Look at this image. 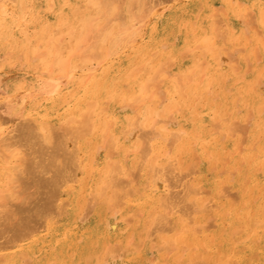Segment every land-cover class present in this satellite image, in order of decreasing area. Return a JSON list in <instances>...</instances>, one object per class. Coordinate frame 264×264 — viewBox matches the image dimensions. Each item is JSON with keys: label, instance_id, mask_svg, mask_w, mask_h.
Instances as JSON below:
<instances>
[{"label": "bare ground", "instance_id": "bare-ground-1", "mask_svg": "<svg viewBox=\"0 0 264 264\" xmlns=\"http://www.w3.org/2000/svg\"><path fill=\"white\" fill-rule=\"evenodd\" d=\"M79 1L0 0V51L4 52V57L14 53V48L21 43L24 45L27 42L23 41V35H28L25 33L28 25L25 14L29 2L38 8V12L52 13L56 18L54 23L62 25L65 23L63 21L70 20L69 24L73 23L77 27L85 25V30L80 29V33L84 34L81 35L82 38L80 36L81 40L78 38L77 41L76 38L74 41L80 49L76 44L73 49L79 51L81 57L79 54L78 56L82 59L77 57L79 63L69 66L67 58L70 56H64L68 64H58V70L61 71L59 73L57 70L59 74H54L56 78H43V82L38 84L37 81L14 77L8 71H0V264H111L110 261L116 264H145L147 259L152 263V258H149L151 255L147 257V254L135 253L144 246V238L141 241L138 238V233H142L143 229H146L144 237L152 240L149 245L152 246L153 241L154 245L158 244V247L155 245L158 253L166 248L164 254L167 255L168 247L171 251H179L180 248L182 251L184 248L185 252L193 249V252L187 251L186 255L181 253L182 257L179 255L177 258L180 262H185V256L189 255V258L194 259L189 261L191 264H264V141L257 137L258 140H254L255 136L252 139V132H248L250 126L245 125L244 121L243 127L242 122L239 124L237 119L235 130L241 132L242 127H246L245 132L241 133L242 144L239 142L241 155L238 158L234 152H229L227 157L224 156L229 146L224 138L227 136H220L219 139L210 136L214 129L217 133V127L222 129L221 125L216 121L217 124L214 121V125L209 124L208 113L200 114L199 107L197 110L191 105L192 101L183 100L186 93L189 97L197 93L196 86H191L197 81H194L197 67L193 62L195 70L191 67L188 69L194 72H183L176 57L181 45L176 47L174 40L169 43L166 32L171 18L181 20L180 11H186L184 1L187 0H82L80 4ZM237 3L238 1L235 2L237 7L243 6L242 2ZM258 3L257 0L254 1V4ZM211 5L214 10H220L219 13L212 11V21L218 26L213 25L212 36L207 34L210 30L202 28L201 22L205 17L202 13L203 6H200L194 21L190 20L187 25L189 28L192 25L194 31L199 32V42L193 41L191 48L182 52L184 59L189 55L195 56L197 53H191L196 49H205L204 44L214 43V39L209 40L210 37H221V42L225 39L228 43L232 41L230 44L233 39L237 41L240 37L238 32L235 33L238 37L234 35L236 39L228 32L233 20L223 17L226 7ZM248 7L247 13L242 10L243 15L238 9V19L242 18L241 24H246L245 34L243 33L245 38L249 28H256L257 33L253 31L255 35L264 36V12H253L252 15L253 7L250 10ZM225 12L227 15V11ZM210 13L207 15L212 16ZM220 13L222 16L219 17L228 21H220L217 16ZM218 21L222 27L225 26L223 31ZM111 22L114 23L109 27ZM45 28L39 30L47 33ZM71 28H66L68 32L60 29L65 31L59 32L63 34H58L59 39L55 36L56 40L49 35L50 40H44L45 36L40 34L46 49L42 50V44L40 49L43 52L36 47L34 48L39 53L30 48V51L37 53L34 52L35 57L31 55L29 60L36 59L38 54L37 59L42 58L41 55L45 59L49 41H56V45L51 41L52 48L56 49L55 46L61 42L64 34H73ZM192 28L190 31H193ZM226 34L228 38L225 37ZM84 36L93 37V40L97 37L96 41L101 38V44L105 42L106 45H100L95 53V46L90 48V41ZM30 38L32 36L29 40ZM82 40L85 42H81ZM223 42L225 43L224 40ZM84 43L85 47L82 46ZM61 44L56 50L52 49L53 53L58 52ZM71 44V51L68 53L74 54ZM26 47L29 51V45ZM217 47L214 48L218 50V56L224 57L226 54L227 60L223 64L232 63L233 54L230 55L227 49L226 53L221 49L224 52L222 56ZM245 47L243 46L244 49ZM243 48L240 45L239 51ZM207 49L203 50L204 53L208 52ZM212 51L209 53L217 55L216 51ZM204 53L199 55L204 56ZM98 54L100 57L96 61L92 56L97 57ZM29 55L27 53V59ZM59 56L57 55L58 58ZM218 56L213 59L216 58L219 63L225 61L222 58L220 62ZM259 56L261 58L258 55V59ZM51 58L48 59L49 62L54 63V58L50 61ZM92 59L96 61L95 65L91 63L94 61ZM180 59L181 62L184 60ZM204 59L198 60V64L202 63L198 69L203 64L204 68H208L205 65L210 63ZM50 64L43 66L47 68L46 71L43 68L44 71H39L51 74L54 64ZM249 65L245 66L246 71L249 70ZM35 68L33 67L34 70ZM147 68L152 71L151 74ZM204 68L201 70L203 74H200L202 77ZM208 73L212 77L217 74V70H209ZM259 75L256 74V81L252 78L254 83H260L262 77ZM171 77L176 81L178 78L182 79L180 83L185 87H181L187 88L184 92L180 87L184 94H180L181 90L178 94L184 96L175 98L174 90L165 85V80ZM212 82L215 83V79ZM180 83L177 81L178 85ZM253 87L251 86L252 89ZM177 90L179 86L176 93ZM231 95L235 100L238 94ZM246 122L249 123L250 120ZM230 125L228 124L229 127ZM222 134L224 135V129ZM200 161L202 166L199 165ZM182 163L185 165V173L184 169L183 173L180 172ZM180 185L183 188L177 191L176 188H180ZM164 189L169 192L160 196L159 191ZM260 190L262 195L260 192L258 202L253 203L258 198L255 193ZM249 199H252L251 202ZM104 209L105 212L114 211V218L115 214H119L117 222L109 223L111 212H107V217ZM129 229L138 241L134 243L131 235L132 244L128 247V243L120 240L119 235L125 234ZM150 248L147 250L152 251ZM152 257L162 258L160 254ZM186 261L188 262V258ZM155 262L159 263L158 260ZM169 262L173 264L170 259ZM187 262L184 264H188ZM179 263L177 261L176 264Z\"/></svg>", "mask_w": 264, "mask_h": 264}, {"label": "rangeland", "instance_id": "rangeland-1", "mask_svg": "<svg viewBox=\"0 0 264 264\" xmlns=\"http://www.w3.org/2000/svg\"><path fill=\"white\" fill-rule=\"evenodd\" d=\"M84 1V0H83ZM82 0H80L79 1V4L81 3V2H83ZM152 1V0H151ZM153 1H155V0H153ZM202 1V2H201ZM224 1H225V3H224ZM230 0H228L227 2H229ZM233 3H232V2ZM230 2H231V4H233L232 6H231V4H230V2L227 4V2H226V0H187V1H184V4H186V11H180V14H182V18H181V20H179V19H176V17H173V18H171L170 19V21L168 22V28H167V32H166V35H167V38H168V40L167 41H169V43H172V42H174L175 43V45H176V47H178L179 46V44L181 45V46H179L180 48H178V50H179V52H177L179 55H177L176 57H177V59L180 61L179 63H180V66L181 67H183L182 68V70L184 69V71L183 72H185L186 70H189L188 69V67L190 68H194L195 66L197 67V70H195V68L193 69V70H195V74H197V76H193L194 77V81L195 80H197V81H195V82H193L192 84H191V86L192 85H195L196 86V92L197 93H195V95L197 96H195V95H192V96H188L187 95V93H186V95H185V97H182V96H184V95H180V94H182L183 93V91L181 90V88L183 87V85L180 83V79L178 80L177 79V81H178V83H180V85H178L177 84V81H176V79H172V77L169 79H166L165 81H167V82H165V85L166 86H168V87H170L172 90H174V96H175V98L176 97H182L183 98V100L185 101V102H188V101H192V103L193 104H191V105H193L192 107L193 108H195V109H197L198 110V107H199V111H200V114H203V113H208V118H209V124H211L213 121L215 122H217V123H219V126L221 125V127H222V129H224V135L222 134V129L221 128H219V127H217V128H219V129H217L216 128V131H217V133H215V127L213 128L214 130L211 132V138L212 137H214L213 139H215V137H216V139H219V137L220 138H222V137H224V136H227V138L226 137H224L225 139H226V141H228V144H229V146L227 147V149H226V153L224 154V156H226L227 157V153H229V152H234V154L239 158V156L241 155V147H240V145L242 144L240 141H241V139H242V137H241V133L243 132H245V129H246V127L243 129V127H244V124H243V122L245 123V125H249L250 126V128L252 129H250L248 132H252L251 133V137H252V139H253V137H254V140H256L257 138H259V140L260 141H264V107H262V106H264V104H262V103H264V83H262V82H264V68H262V67H264V41H261V40H264V36H262L261 37V35L259 36V34H256L255 35V33L253 32V31H255L256 32V28L255 29H248L247 31L250 33H246V34H248L249 35V37H248V35H247V38H245V27H244V24H241L242 22H240V20L242 19H238L239 17V13L240 12H238V9H239V11H241L242 12V10L244 9V12H246V10H247V7H248V9L250 10V7H253L252 9H251V11H252V15H254V13L253 12H255V14H257L258 12H261V10H262V12H264V0H257L259 3H258V5L257 4H254V1L255 0H244V2H243V0H236V1H233V0H231ZM238 1V3L239 2H242L243 4H241V5H243V6H241L240 8L239 7H237V5L235 4V2H237ZM199 2H201V3H199ZM237 3V4H238ZM245 3V4H244ZM248 3V5H246ZM250 3V4H249ZM200 4V5H199ZM202 4V5H201ZM206 4V5H205ZM211 4H213V5H217V6H219V5H223L222 6V8H224V6L226 7L225 9V11H227V15H226V12L224 11L223 13H222V15H223V17L225 18V19H229V21L230 20H233V24H231V22H230V24H231V26L230 27H228L229 29H228V32H230V33H232V35L234 36V35H236L235 33H239L238 34V36H240V37H238L237 35V37H238V39H237V41L235 40L234 41V39L233 38H235V36L232 38L233 39V43L232 44H234V46L232 45V44H230L232 41H230V43H228L229 41L228 40H225V39H223L224 41H225V43L223 42V40H222V42H221V37H210V39L209 40H213L214 41V43L212 42V43H209V44H204V48L206 49V48H208L207 50H208V52H206L205 51V53H204V51L203 50H205V49H199L200 51H198V49H196V50H194L191 54H193V53H197L195 56H192V55H189V57L187 56V58L186 59H184L185 57L183 56V51L184 50H186V49H188L189 50V48H191V45H192V43H193V41H197V42H199V37H197V36H199L198 35V33L199 32H197V31H194V28H192L191 26H190V28H192L193 29V31L191 30L190 31V28H189V26H187V25H189L188 23H189V21L191 20V21H194V19H195V16H196V14H198L197 13V11H199L198 10V8L200 9L202 6V13L204 14V19H203V21L201 22V25H202V28L204 29V30H208V28H209V30H210V32H208L207 34H209L210 36H212L213 35V32H212V27H213V25H215L216 23H214L212 20L214 19V15H213V13L214 12H212L215 8L211 5ZM227 4V5H226ZM31 7H30V6ZM253 5V6H252ZM33 6H35L34 4H32V3H27V8H26V14L25 15H27V17H26V23L28 24L27 26H26V28H25V33L26 34H28V35H26V37H25V35H23L22 37H23V41H26L27 40V42H25L24 43V45L21 43L20 45H18L17 47H15L14 48V50H13V52L14 53H12V54H5L6 56L4 57V56H2V55H4V52H2V51H0V64H2V65H0L1 67V69H0V71H8L9 73H11L14 77H18L19 79H21V80H25V79H27V80H29V81H37L38 82V84L41 82H43V80H45L46 78H50V77H53V78H56L57 76H54V74L57 72V70H58V66L59 65H63V63L64 64H68L69 63V66L72 64V63H79V61L82 59V58H80L81 56H80V54L77 52V51H75V50H73L74 48H75V44L77 45V43H75L74 41H76L75 39L77 38V41H79V40H81V38H82V36L81 35H84V34H81L82 32H81V30H82V28L85 30V25H80L79 27H77V25H74L73 23L72 24H69L70 23V20L69 21H63V22H65L64 24H62L61 25V23L60 24H58V22H55V23H57V24H55L54 23V21H56V18H54V15L52 14V13H47V12H44V11H39L38 12V8L35 6V8L33 7ZM201 6V7H200ZM217 6H215V7H217ZM239 6H240V4H239ZM259 6H261L262 7V9L259 7ZM30 7V8H29ZM212 7H213V9H212ZM211 8V9H210ZM220 8H221V6H220ZM235 8H237V10L235 9ZM36 9V10H35ZM30 10V12H28ZM210 10H211V13H210ZM232 10V11H231ZM235 10V11H234ZM260 10V11H259ZM214 11H218V13L220 12V10H219V8H218V10H214ZM234 11V12H233ZM250 11V12H251ZM258 11V12H257ZM36 12V13H35ZM210 13V15H212V16H208L207 15V13ZM237 12V14H235ZM217 13V12H216ZM247 13V12H246ZM245 13V14H246ZM33 14V15H32ZM37 16H39V17H36V15ZM233 14H235V15H233ZM242 15H243V12L241 13ZM244 14V15H245ZM31 15V16H30ZM35 15V16H34ZM216 15V14H215ZM221 15V13H220V15H218L217 14V16L219 17V16H222ZM242 15H240L241 17H243L244 18V16H242ZM47 16V17H46ZM217 16H215V19L216 20H218L217 19ZM181 17V16H180ZM234 17V18H233ZM220 18V17H219ZM224 18H220L221 20L220 21H222L223 20V22L225 23V21H228V20H225ZM46 19V20H45ZM55 19V20H54ZM101 19H102V17H101ZM52 20H53V22H52ZM169 20V19H168ZM43 21V22H42ZM220 21H218L217 23H219L220 24V26H221V23H220ZM179 22V23H178ZM187 22V23H186ZM213 22V23H212ZM30 23V24H29ZM37 25H36V24ZM113 23L114 22H111V25H109V27L110 26H112L113 25ZM177 23L179 24V26L177 25ZM182 23H183V25H182ZM223 23V24H224ZM32 24H34V25H32ZM89 25H91V23H88ZM193 24H194V22H193ZM210 24H211V26H210ZM222 24V25H223ZM61 25V26H60ZM70 25H71V27L73 28V34L72 35H63L62 37H63V39H61V37H60V41L62 42V44H61V42H58V45L57 46H59V43L61 44L60 45V47H59V49H58V52L56 51V52H54L53 53V51H52V47H53V44H52V42L55 44V42L54 41H52V40H54L55 38L56 39H59V37H58V34L59 35H62V34H60L59 32H63V31H65V30H60V29H68L69 30V28H71L70 27ZM186 25V26H185ZM246 25V24H245ZM248 25V24H247ZM40 26H44V27H46L47 28V33L46 32H41L40 30H43L44 29V27H40ZM53 26V27H52ZM180 26H182V27H180ZM215 26H218V24L217 25H215ZM38 27V28H37ZM51 27V28H50ZM180 27V28H179ZM184 27H186V28H184ZM242 27V28H241ZM244 27V28H243ZM41 28V29H40ZM45 28V29H46ZM55 28V29H54ZM71 28V29H72ZM220 28H222V31L225 29V26L224 27H220ZM224 28V29H223ZM40 29V30H39ZM53 29V30H52ZM66 29V30H67ZM70 29V30H71ZM81 29V30H80ZM241 29V30H240ZM244 29V30H243ZM68 30L66 31V32H68ZM172 30V31H171ZM220 30V29H219ZM239 30V31H238ZM38 31V32H37ZM75 31V32H74ZM171 31V32H170ZM178 31V32H177ZM179 31H180V33H179ZM241 31V32H240ZM257 31H258V29H257ZM38 33V36H37V33ZM41 32V33H40ZM51 32V33H50ZM52 32H54V33H52ZM70 32V31H69ZM81 32V33H80ZM177 32V33H176ZM233 32H234V34H233ZM31 33V34H30ZM48 33H50V34H48ZM65 33V32H64ZM70 33H72V31L70 32ZM69 33V34H70ZM85 33V32H84ZM203 33V32H202ZM215 33V32H214ZM224 33H226V30L224 31ZM244 33V34H243ZM257 33V32H256ZM259 33H261L260 31H259ZM35 34H36V36H35ZM43 35V36H45L44 37V40H50V37L52 36L54 39H52L51 41H49V45L47 44V42H46V45H48L47 46V53L46 54H48L47 56H45V59H44V57H43V55H41L42 56V58L41 57H39V58H41V59H37V57L40 55V54H38V56L36 57V59L34 58L33 60L32 59H30L29 60V58H32V56H34L38 51H41V49H40V46H41V44H42V50H44V49H46V47H45V42H44V40H43V36H42V38H40L41 37V35ZM222 34V33H221ZM228 34V33H227ZM227 34H226V36L225 37H227L228 38V36H227ZM50 37H49V36ZM170 35H172V36H170ZM183 35V36H182ZM218 35V34H217ZM223 35V34H222ZM243 35V36H242ZM30 36H32V38H30V40H29V37ZM35 36V37H34ZM48 36V37H47ZM76 36H78V37H76ZM80 36H81V38H80ZM178 37V38H176V37ZM202 36V35H201ZM208 36V35H207ZM219 36H221V35H219ZM224 36H222V37H224ZM51 37V38H52ZM69 37V38H68ZM176 38V40L174 39V38ZM209 37V36H208ZM230 37H232L231 36V34H230ZM245 38V39H243V38ZM27 38V39H26ZM45 38H47V39H45ZM68 38V39H67ZM78 38H79V40H78ZM83 38H86L88 41H90V48H92L91 46L93 45V46H95V48H94V51H96L95 53H97L98 52V47L100 46V45H102L103 44V46H105L106 45V43L104 44L103 42H102V44H101V38L99 39V41L97 40L96 41V38L97 37H95V39L93 40V37H88V36H84ZM92 38V39H91ZM186 38V39H185ZM226 38V39H227ZM43 40V41H40V40ZM55 39V40H56ZM218 39H220V41L218 40ZM231 39V38H230ZM229 39V40H230ZM231 39V40H232ZM236 39V38H235ZM37 40H39L38 41V43L36 42ZM84 40V39H83ZM81 41V42H85V41ZM174 40V41H173ZM178 40V41H177ZM216 40V41H215ZM249 40V41H248ZM57 41H59V40H57ZM72 41V42H71ZM96 41V42H95ZM171 41V42H170ZM182 41V42H181ZM185 41V42H184ZM228 41V42H227ZM243 41H245V42H243ZM256 41V42H255ZM28 42H29V44H28ZM31 42H33V43H31ZM41 42V43H40ZM73 43V44H71V43ZM80 42V43H81ZM87 42V41H86ZM92 42V43H91ZM93 42L94 43H97L96 45H94L93 44ZM238 42V43H237ZM262 43V45H261V43ZM34 43H37L36 45L34 44ZM79 43V42H78ZM223 43V44H222ZM228 43V44H227ZM34 44V45H33ZM64 44H65V46H64ZM70 44L72 45V52H76L77 54H75V52H74V54L72 53V54H69L68 52H70L71 51V47L69 48V46H70ZM88 44V45H89ZM214 44V45H213ZM29 45V51H28V49H27V47L26 46H28ZM31 45V46H30ZM43 45H44V47H43ZM56 45V44H55ZM54 45V46H55ZM80 46H81V44H79ZM213 45V46H212ZM219 45V46H218ZM240 45L242 46V48H243V46H246L245 47V49L243 50L242 49V51L240 50L239 51V47H240ZM255 45H257V49H255ZM57 46H55V48L57 49L58 47ZM78 46V45H77ZM82 46H86L85 45V43H84V45H82ZM102 46V47H103ZM203 46V44H201V47ZM218 46V47H217ZM253 46H254V49H252L253 48ZM34 47H36V48H38V51L34 48ZM79 47V46H78ZM77 47V48H78ZM188 47V48H187ZM214 47H217L218 49H220V51H221V49H222V51H225V53H226V51L228 50V51H230V55H234V58H233V55L230 57V55H229V57L231 58V62L232 63H230V62H228V64L226 65H224L223 63H226V54L224 55V52H222V56L224 55V57H221V56H218V50H215L216 48H214ZM223 47V48H222ZM30 48H31V50L33 49V50H36V51H34L35 52V54L33 55V51H30ZM200 48V47H199ZM210 48V49H209ZM235 48V49H234ZM27 49V50H26ZM56 49H53V50H56ZM69 49V50H68ZM78 49H80V47L78 48ZM104 49V48H103ZM225 49V50H224ZM227 49V50H226ZM234 49V50H233ZM252 49V50H251ZM26 50V51H25ZM60 50V51H59ZM90 51H91V49H89ZM165 51H168L167 49H164ZM180 50H181V53H180ZM212 50H214V51H216L215 53L217 54V55H214V53L212 54V53H209L210 51H212ZM254 50V51H253ZM258 50V51H257ZM49 51V52H48ZM66 51H67V53H66ZM89 51V52H90ZM93 50L91 51V52H94ZM236 51V52H235ZM239 51V52H238ZM253 51V52H252ZM31 52H32V54H31ZM41 52H43V51H41ZM40 52V53H41ZM62 52V53H61ZM183 52V53H182ZM186 52H189V51H186ZM213 52V51H212ZM27 53H29L30 55L28 56V59H27ZM39 53V52H38ZM50 53V54H49ZM200 53H204V56L202 55V56H200L199 54ZM43 54V53H42ZM53 54V55H52ZM59 54H60V56H59ZM64 54V55H63ZM65 54H67V55H65ZM78 54H79V56H78ZM180 54H181V56H180ZM187 54V53H186ZM207 54H209L208 55V57H207ZM229 54V53H228ZM227 54V55H228ZM254 56H253V55ZM256 54V55H255ZM18 55H19V57H18ZM32 55V56H31ZM57 55L59 56V58L57 57ZM92 55V54H91ZM197 55H198V57H197ZM220 55V54H219ZM258 55H261V58H260V56H259V59H258ZM26 56V57H25ZM51 56L54 58H51ZM64 56H66V57H68V56H70V57H68L67 59H69V61H68V63L67 62H65V59H66V57H64ZM95 56V55H94ZM92 56V58H94L96 61H97V59H99V57H100V55L98 54L97 55V57L95 56ZM215 56H218L219 57V60H220V62L224 59L225 61H222V63H219L218 62V60H216V58L215 59H213ZM237 58H236V57ZM245 56H247V58L249 59V61H251V62H249L248 61V59L245 57ZM254 58H253V57ZM23 57H25L24 59H23ZM35 57V56H34ZM48 57V58H47ZM62 57H64V58H62ZM77 57H79L80 58V60H79V58H77ZM180 57L181 58H183L182 60V62H181V59H180ZM191 57V58H190ZM200 57V58H199ZM228 57V61H229V58ZM256 57V58H255ZM47 58V59H46ZM51 58V60L50 61H52V59L54 60V63H53V61L52 62H49V60L48 59H50ZM198 58V59H197ZM203 58H205L204 60H208L209 61V63L210 64H206L205 66H207L208 68H209V70L210 71H213V69L215 70H217V74H213L214 76H212L211 77V73H208L209 72V70H208V68H204L203 66H204V64H203V66H201V69H198L199 67L198 66H200L201 64H200V62H199V64H198V60L199 61H203ZM210 58H211V60H210ZM223 58V59H222ZM235 58L237 59V61L235 62ZM8 59V63L6 62V60ZM12 61H10V60ZM14 59H16V60H14ZM26 59L28 60V61H26ZM59 59H60V61H59ZM70 59L71 60H73V61H70ZM94 59H92V60H94ZM189 59V60H188ZM191 59V60H190ZM202 59V60H201ZM222 59V60H221ZM246 59V60H245ZM257 59V62H255V60ZM5 61V62H3V61ZM18 60V61H17ZM25 60V61H24ZM35 60V61H34ZM37 60V61H36ZM74 60H76V61H74ZM91 61V63L93 64L94 63V65H95V63H96V61ZM2 61V62H1ZM13 61H14V63H13ZM21 61V62H20ZM24 61V62H23ZM33 62V64H32V62ZM40 61H42V63L40 62ZM49 62V63H53L54 64V67H53V69L51 70V74H49V72H46V73H42L41 71H39V70H41L42 68L43 69H45V71H46V69L47 68H44L43 66H45V67H47V65L49 64H47L46 65V63L47 62ZM59 61V62H58ZM67 61V60H66ZM187 61V62H186ZM235 63H234V62ZM248 62L247 64L245 63V62ZM24 64H23V63ZM39 62V63H38ZM58 62V63H57ZM60 62H62V64L60 63ZM89 62V61H88ZM189 62V63H188ZM194 62V63H193ZM205 62V61H204ZM212 62H213V64H212ZM13 63V64H12ZM26 63V64H25ZM42 65H41V64ZM60 63V64H59ZM90 63V62H89ZM89 63H87V64H89ZM187 63V64H186ZM192 63H193V65H195V66H193L192 65ZM196 63H197V65H196ZM206 63V62H205ZM208 63V62H207ZM12 64V65H11ZM15 64V65H14ZM50 64V65H51ZM52 64V65H53ZM59 64V65H58ZM220 64H223V65H220ZM8 65H10V66H8ZM193 67H192V66ZM212 66V68H211V66ZM246 65H249L250 66V68H251V71H249L250 70V68H249V70H245V66ZM32 66V67H31ZM35 66H37L36 68H35ZM151 66H152V64H151ZM249 66H247V68L249 67ZM10 67H12V68H10ZM31 67V68H30ZM33 67L35 68V70L33 69ZM48 67H50V66H48ZM60 67H62V66H60ZM59 67V68H60ZM150 67V66H149ZM148 67V68H149ZM153 68H154V66H152ZM204 68V71H205V73H204V75H203V77L202 76H200V74L202 75L203 73V71H201V70H203V68ZM234 67V68H233ZM236 67V68H235ZM242 67V68H241ZM8 68V69H7ZM147 68V69H148ZM262 68V69H261ZM42 69V70H43ZM62 69V68H61ZM149 69H151V68H149ZM149 69L147 70V71H149ZM212 69V70H211ZM154 70V69H153ZM173 70H175V69H173ZM193 70H189V71H191L190 72V74H192V72H194ZM235 70V71H234ZM246 72H245V71ZM39 71V72H38ZM44 71V70H43ZM60 71L61 70H58V72L60 73ZM166 71V70H165ZM56 73V74H59V73ZM234 72H236V73H234ZM26 73H28L27 75H26ZM40 73V74H39ZM53 73V74H52ZM149 73L151 74L152 73V71L150 70L149 71ZM162 73H164V71L162 72ZM189 73V72H188ZM188 73H186V74H188ZM213 73V72H212ZM219 73V74H218ZM241 75H240V74ZM260 74L259 76H261L262 78L260 79V78H258L257 80L259 81V79H260V83H254L253 82V80H254V78H256V74ZM35 74V75H34ZM38 74V75H37ZM194 74V73H193ZM206 74V75H205ZM207 74H208V76H207ZM223 74V76H221ZM48 75H50L49 77H48ZM200 76V77H199ZM38 77H40V78H38ZM220 77V78H219ZM242 77V78H241ZM257 77H258V75H257ZM30 78V79H29ZM44 78V79H43ZM200 78V79H199ZM224 80H223V79ZM252 78H253V80H252ZM41 79H43V80H41ZM215 79V83H213L212 81ZM217 79V80H216ZM168 80H169V82H168ZM182 80V79H181ZM172 81V82H171ZM207 81V82H206ZM220 81V82H219ZM225 81V82H224ZM229 81H231V83L229 82ZM236 81V82H235ZM254 81H256V80H254ZM182 82V81H181ZM184 82V81H183ZM199 82H201V83H199ZM235 82V84H233ZM168 83V84H167ZM228 83V84H227ZM177 84V86L175 87L174 85H176ZM198 84H200V85H198ZM181 85H182V87H181ZM211 85V86H210ZM229 85H231L230 87H229ZM233 85V86H232ZM258 85V86H257ZM178 86H179V90H177L178 92L176 93L175 91H176V88L178 89ZM226 86V87H225ZM251 86L253 87V89L251 88ZM260 86V87H259ZM175 87V88H174ZM181 87V88H180ZM185 87V86H184ZM183 87V88H184ZM205 87V88H204ZM228 87H229V90H228ZM182 88V89H183ZM187 88V87H186ZM186 88L185 89H183L184 90V92L186 91ZM227 88V89H226ZM246 88H249L248 90H246ZM202 89V90H201ZM217 89V90H216ZM228 90V91H226V90ZM180 90L182 91L180 94H178L179 92H180ZM237 90H239V92L237 91ZM244 90V91H243ZM137 91H139V90H137ZM205 91V92H204ZM234 91H236V92H234ZM247 91H248V93H247ZM230 92V93H229ZM232 92V93H231ZM138 93V92H137ZM239 93L241 94L242 93V95H239ZM245 93V94H244ZM247 93V94H246ZM260 93V94H259ZM184 94V93H183ZM199 96H198V95ZM228 94H230L229 96H228ZM231 94H234V96H235V94H238L239 95V97H238V95H236L237 97H236V99L234 100V97H232L233 95H231ZM194 96V97H193ZM218 96V97H217ZM241 96V97H240ZM249 96H251V97H249ZM195 97H196V99H195ZM198 97H199V99H198ZM205 97V98H204ZM237 98H239L238 100H237ZM241 98V99H240ZM192 99V100H191ZM247 99V100H246ZM233 100V101H232ZM234 101H237L236 102V104H234ZM241 101V102H240ZM203 103H205V104H203ZM233 103V104H232ZM245 103H246V106H245ZM238 104V105H237ZM203 105H205V106H203ZM201 108V109H200ZM175 109H176V107H175ZM175 109H174V111H175ZM249 109H252L251 111L249 110ZM172 110V109H171ZM261 110V111H260ZM173 111V112H174ZM252 112L253 113V115H252V113L250 114V113ZM174 113H176V111L174 112ZM227 113H229V114H227ZM237 113V114H236ZM261 113V114H260ZM215 114V115H214ZM248 116H246V115ZM213 116V117H212ZM252 116V117H251ZM247 119H246V118ZM249 117H250V119H249ZM220 119V118H222L221 120H218V119ZM223 118H224V120H223ZM214 119V120H213ZM217 119V120H216ZM226 119V120H225ZM235 121H234V120ZM237 119L239 120V124L242 122V124H243V127H242V130L243 131H237V130H235V126L238 124V121H237ZM229 120V122L227 123V121ZM248 120H250V122L248 123V122H246V121H248ZM234 122V124L232 125V123ZM215 122V123H216ZM216 123V124H217ZM228 124L230 125H232V127H233V129L231 128V125H230V127L228 126ZM241 124V125H242ZM211 125H214V123H212ZM211 125H209V126H211ZM147 127L148 126H146V129H147ZM212 127V126H211ZM211 127H208V129H211ZM229 127V128H228ZM248 127V126H247ZM238 129H239V127H237ZM229 129V130H228ZM241 129V128H240ZM220 131V133H219V131ZM233 130V131H232ZM231 133H230V132ZM237 131V132H236ZM228 132V133H227ZM213 133V134H212ZM215 133V134H214ZM219 133V134H218ZM225 133L227 134V135H225ZM232 133H234V134H232ZM217 134V135H216ZM221 134V135H220ZM232 134V135H231ZM259 135V136H258ZM257 137V138H256ZM224 139V140H225ZM223 140V141H224ZM258 140V139H257ZM237 141V142H236ZM239 142L241 143L240 145H239ZM239 145V146H238ZM236 149H235V148ZM239 147V148H238ZM240 149V150H238V149ZM234 150H237V151H234ZM184 164L182 163V170L180 171V172H182L183 173V169H184V166H183ZM199 165H201L202 166V161H200L199 162ZM184 173H185V169H184ZM183 175V174H182ZM187 175V174H186ZM209 176L211 177V175H210V173H209ZM183 184V183H182ZM181 188H183L181 185H180V188H176V190L178 191H180L181 190ZM175 189V188H174ZM167 191V189H164V190H160L159 191V194H160V196H164V195H161V194H167V193H164V192H166ZM167 192H169V191H167ZM261 192V193H260ZM262 195V191L260 190V191H258L257 193H255L256 195L258 194V198L256 197V199H254V201H253V203H257L258 202V199H259V197L261 196L260 194ZM254 194V195H255ZM252 197H254V196H252ZM253 199V198H252ZM251 199V200H252ZM251 200L249 199V201L251 202ZM105 214H107V217H108V213H110L108 210H106V212H105V209H104V211H103ZM108 212V213H107ZM114 212V211H113ZM113 212H111V217H109L108 219H109V223H113L114 221H116L117 222V220L116 219H118V215L119 214H115V216H116V218H114V216H112V214H113ZM109 215V216H110ZM114 215V214H113ZM120 215H121V213H120ZM122 222V225H124L123 224V220L121 221ZM120 221H119V223H121ZM146 227H148V226H146ZM146 229H143L142 230V233H138L140 236H138V238H139V240L141 239V240H143V238H144V246L142 245L141 246V248L140 249H137L136 250V252L135 253H138V254H140V255H145V256H147V257H149L150 255V257L149 258H152V260L154 261H152V263L153 264H157V262H155V261H159V263L158 264H162L160 261H162L163 263L165 262V264H171V262H169V259L172 261V263L173 262H175L176 261V259L179 257V255L182 257V255H186L187 253H189V252H193V249H188L187 251H183L184 250V248H183V250L181 251V248L179 249V251L177 250V249H173V251H171L170 250V248L168 247L167 249H169V252H168V254L167 255H169V253H170V251H171V253H170V255H169V257L167 256V255H165L164 253H166V248L164 249V250H162L160 253H158V251L157 250H155V247L157 246L158 247V244H156L155 243V245H154V241L153 242H151V244H152V246H150L149 245V243H150V241H152L151 240V238H150V240H149V237H144L145 236V234H146ZM143 233H144V235H143ZM129 234V235H128ZM131 235H133V237L131 236ZM120 236V240H122V241H125L126 243H128L127 245H128V247H129V244L131 243L132 244V242H131V237H132V240H133V242L134 243H137V239L138 238H136V236H135V234H131L130 233V229L128 230V231H126L125 232V234H123V235H119ZM126 237V238H125ZM147 240H146V239ZM115 239V238H114ZM130 240V242H129V240ZM140 240V241H141ZM113 242V241H112ZM169 244V246H170V243H168ZM154 245V246H153ZM148 246H150V247H148ZM166 246V245H165ZM131 247V246H130ZM133 247V246H132ZM144 247V248H143ZM154 247V248H153ZM157 247H156V249H157ZM147 248L149 249H151L152 251H150V250H147ZM153 248V249H152ZM171 248H172V245H171ZM147 250V251H146ZM154 250H155V252H156V254H155V252H154ZM176 250L178 251V252H176ZM168 251V250H167ZM175 251V252H174ZM153 254H152V253ZM180 252V253H179ZM187 252V253H186ZM151 253V254H150ZM181 253H182V255H181ZM147 254V255H146ZM161 255L162 256V258L160 257V258H156V259H154L153 257H152V255ZM167 257V258H164V257ZM170 256H171V258H170ZM146 257V258H147ZM164 258V259H163ZM185 258H186V260H187V258H188V262L185 260V262L184 263H190L189 261L190 260H194L193 258H189V255H187V256H185ZM184 257L182 258V259H185ZM181 259V258H180ZM151 260V259H150ZM148 261V259L146 260V263L145 264H152V263H149V261ZM166 261H168L169 263H166ZM177 261H178V263L180 262L179 261V259H177ZM177 261H176V263H177ZM183 262H180L179 264H184ZM110 263L111 264H116V263H113L112 261H110ZM175 263V264H176ZM122 264H124V263H122ZM174 264V263H173ZM191 264V263H190ZM192 264H196L195 262H193Z\"/></svg>", "mask_w": 264, "mask_h": 264}]
</instances>
